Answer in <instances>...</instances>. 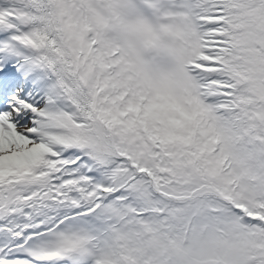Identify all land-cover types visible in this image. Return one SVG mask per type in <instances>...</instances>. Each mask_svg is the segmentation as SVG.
I'll return each instance as SVG.
<instances>
[{"label":"snow or ice","instance_id":"6c2138e0","mask_svg":"<svg viewBox=\"0 0 264 264\" xmlns=\"http://www.w3.org/2000/svg\"><path fill=\"white\" fill-rule=\"evenodd\" d=\"M0 264H264V0H0Z\"/></svg>","mask_w":264,"mask_h":264}]
</instances>
